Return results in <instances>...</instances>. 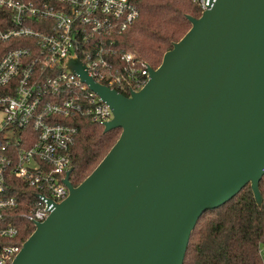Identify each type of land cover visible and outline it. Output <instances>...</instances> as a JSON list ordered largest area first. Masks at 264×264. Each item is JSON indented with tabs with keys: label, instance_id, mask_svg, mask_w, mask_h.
<instances>
[{
	"label": "water",
	"instance_id": "95a60500",
	"mask_svg": "<svg viewBox=\"0 0 264 264\" xmlns=\"http://www.w3.org/2000/svg\"><path fill=\"white\" fill-rule=\"evenodd\" d=\"M138 91L67 67L111 108L116 142L10 264H183L200 216L264 173V0H215Z\"/></svg>",
	"mask_w": 264,
	"mask_h": 264
},
{
	"label": "built area",
	"instance_id": "2783aa9c",
	"mask_svg": "<svg viewBox=\"0 0 264 264\" xmlns=\"http://www.w3.org/2000/svg\"><path fill=\"white\" fill-rule=\"evenodd\" d=\"M140 1L0 0L9 12L0 42L19 44L0 58V264H10L26 240H19L17 223L45 220L67 197L75 118L103 126L113 117L67 67L69 59L77 57L96 83L127 97L148 81L151 66L116 48L115 39L138 19ZM214 1L191 0L200 12ZM258 253L264 264V245Z\"/></svg>",
	"mask_w": 264,
	"mask_h": 264
},
{
	"label": "trees",
	"instance_id": "16d2710c",
	"mask_svg": "<svg viewBox=\"0 0 264 264\" xmlns=\"http://www.w3.org/2000/svg\"><path fill=\"white\" fill-rule=\"evenodd\" d=\"M140 15L134 24L115 36L116 48L132 52L156 68L163 54L190 28L188 16L199 17L200 10L191 0H141ZM9 12L0 8V25ZM17 42H0V58ZM78 127L71 147L69 179L78 185L101 161L119 137L120 128L103 132V126L87 118L72 122ZM262 202L258 205L250 185L229 202L204 212L191 233L183 264H261L258 249L264 245V180ZM23 209L19 206V210ZM19 240L33 232L34 225L20 221Z\"/></svg>",
	"mask_w": 264,
	"mask_h": 264
},
{
	"label": "rangeland",
	"instance_id": "374dc122",
	"mask_svg": "<svg viewBox=\"0 0 264 264\" xmlns=\"http://www.w3.org/2000/svg\"><path fill=\"white\" fill-rule=\"evenodd\" d=\"M2 115H1V112H0V119H1Z\"/></svg>",
	"mask_w": 264,
	"mask_h": 264
}]
</instances>
